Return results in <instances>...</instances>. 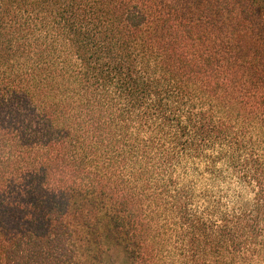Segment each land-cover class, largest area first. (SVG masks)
Returning a JSON list of instances; mask_svg holds the SVG:
<instances>
[{
  "label": "trees",
  "instance_id": "trees-1",
  "mask_svg": "<svg viewBox=\"0 0 264 264\" xmlns=\"http://www.w3.org/2000/svg\"><path fill=\"white\" fill-rule=\"evenodd\" d=\"M264 264V0H0V264Z\"/></svg>",
  "mask_w": 264,
  "mask_h": 264
},
{
  "label": "rangeland",
  "instance_id": "rangeland-1",
  "mask_svg": "<svg viewBox=\"0 0 264 264\" xmlns=\"http://www.w3.org/2000/svg\"><path fill=\"white\" fill-rule=\"evenodd\" d=\"M104 257L107 264H128L123 249L114 244H106Z\"/></svg>",
  "mask_w": 264,
  "mask_h": 264
}]
</instances>
